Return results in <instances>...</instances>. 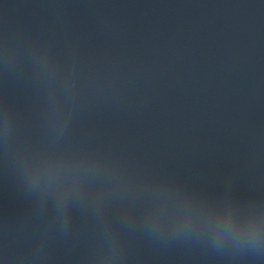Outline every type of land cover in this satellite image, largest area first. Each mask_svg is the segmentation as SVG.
<instances>
[{
    "label": "water",
    "instance_id": "water-1",
    "mask_svg": "<svg viewBox=\"0 0 264 264\" xmlns=\"http://www.w3.org/2000/svg\"><path fill=\"white\" fill-rule=\"evenodd\" d=\"M0 264H264V0H0Z\"/></svg>",
    "mask_w": 264,
    "mask_h": 264
}]
</instances>
